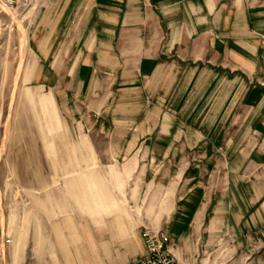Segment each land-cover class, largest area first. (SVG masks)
I'll list each match as a JSON object with an SVG mask.
<instances>
[{
	"label": "crops",
	"instance_id": "crops-1",
	"mask_svg": "<svg viewBox=\"0 0 264 264\" xmlns=\"http://www.w3.org/2000/svg\"><path fill=\"white\" fill-rule=\"evenodd\" d=\"M38 15V82L110 148L112 187L79 172L72 196L95 214L33 224L17 264H142L146 226L177 264H264V0H46Z\"/></svg>",
	"mask_w": 264,
	"mask_h": 264
},
{
	"label": "rangeland",
	"instance_id": "rangeland-1",
	"mask_svg": "<svg viewBox=\"0 0 264 264\" xmlns=\"http://www.w3.org/2000/svg\"><path fill=\"white\" fill-rule=\"evenodd\" d=\"M45 1L11 6L0 0V264H17L38 234L33 224L66 209L95 214L72 196L79 172L103 171L105 188L112 187L110 148L74 130L56 97L60 85L38 82L47 68L38 64L32 32ZM95 190L92 184L83 191L93 205Z\"/></svg>",
	"mask_w": 264,
	"mask_h": 264
},
{
	"label": "built area",
	"instance_id": "built-area-1",
	"mask_svg": "<svg viewBox=\"0 0 264 264\" xmlns=\"http://www.w3.org/2000/svg\"><path fill=\"white\" fill-rule=\"evenodd\" d=\"M33 0H5L7 5L27 4ZM142 239L147 249V255L142 264H177L169 250L170 237L166 229L152 226L144 227Z\"/></svg>",
	"mask_w": 264,
	"mask_h": 264
}]
</instances>
